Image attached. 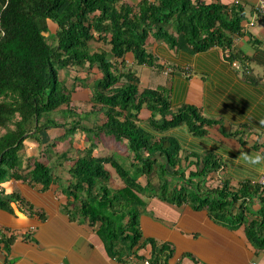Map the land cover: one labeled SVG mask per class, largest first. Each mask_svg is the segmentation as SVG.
<instances>
[{
  "label": "trees",
  "instance_id": "16d2710c",
  "mask_svg": "<svg viewBox=\"0 0 264 264\" xmlns=\"http://www.w3.org/2000/svg\"><path fill=\"white\" fill-rule=\"evenodd\" d=\"M245 24L239 6L215 0H145L137 5L125 0H0V209L12 212L11 204L19 202L34 214L19 194H5L1 184L10 178L44 189L59 183L68 198L65 213L70 220L95 227L111 259L122 264H130L131 258L145 260L140 252L149 248L146 260L165 264L170 247L145 238L141 231L145 197L156 196L177 206L207 210L229 229L245 225L252 246L264 252V187L245 182L233 189L227 181L207 186V176L222 169L219 159L210 153L195 155L192 163L189 156H180L174 138L163 135L186 126L202 137L206 128L218 124L212 116L237 124L236 131L224 133L228 137L254 128L264 134V87L244 70L245 58L234 47L235 38L245 34ZM150 38L168 48L158 50L159 55L178 60L170 64L169 87H143L137 75V67L167 68L148 50ZM76 68L89 73L96 69L100 75L89 89L92 110L77 120L72 93L60 77L61 71ZM193 74L207 84L201 108L185 103ZM143 109L150 112L146 122L140 118ZM50 113L66 121L60 123L48 117ZM99 114L103 122L83 125ZM56 128H63L66 137L78 131L86 134L89 147L73 159L69 150L57 153L53 167L40 156L23 170L20 151L25 142L41 143V134ZM101 135L127 146L129 169L114 154H95ZM68 161L70 179L60 182L53 170ZM106 165L123 181L122 188L111 186ZM141 177H146L145 184ZM256 198L258 210L252 208ZM15 237L4 231L0 246L8 249Z\"/></svg>",
  "mask_w": 264,
  "mask_h": 264
},
{
  "label": "crops",
  "instance_id": "0c3cea01",
  "mask_svg": "<svg viewBox=\"0 0 264 264\" xmlns=\"http://www.w3.org/2000/svg\"><path fill=\"white\" fill-rule=\"evenodd\" d=\"M125 1L137 5L145 0ZM146 1L156 2L158 0ZM209 1L211 0H204V2ZM215 1L227 6H239L244 12L245 34L235 38L234 47L245 58L244 70L247 68L249 73L256 76L264 87V21L256 20L255 16L259 0ZM253 21L255 22L254 26L250 25ZM148 50L154 53H157L158 50L169 51L166 45L153 38L148 41ZM170 52L172 53V51ZM156 55L158 64H165L167 69L171 62L178 61L173 55H159L158 53ZM137 70L143 87H169L171 84V74L165 83L155 79L157 70H159L157 67H137ZM91 72L97 73L95 78L100 76L96 69ZM86 75L88 74H82L84 77ZM61 80L65 84L73 83L67 79ZM71 80L75 81L76 79ZM88 80L94 81L95 79H81L80 82L86 86L89 83ZM206 86L207 84L200 75L193 74L186 92L185 103L199 108L203 107L207 96ZM89 89L88 86H76L74 91L70 90L72 99L77 98L80 94L89 97ZM149 116L150 112L147 109L141 111L140 118L144 122ZM212 117L217 119L218 124L206 128L207 134L202 137L192 135L186 126L170 128L163 135L174 138L181 147L180 156H189L192 163L197 160L195 155L203 156L210 153L219 159L223 164L222 169L218 173L213 172L207 176V186H220L221 182L227 181L233 189H237L240 184L245 182L258 183L264 174L263 132L257 128L243 129L238 137H228L224 133L236 131L237 124H231L221 119L220 116ZM46 134L51 139V144L48 143L44 147ZM78 134L84 135L82 139ZM66 138L65 130L56 128L43 132L41 143L32 139L26 141L24 153H27V158L23 159L22 169H25L27 163L32 165L36 158L39 159L41 151L44 155L46 150L53 145L59 149L61 145L65 148L63 151L59 149L53 151L49 154L50 158L51 155H57V153L69 149H71L69 152L74 148L82 151L90 145L86 134L79 131ZM96 145V155L109 156L100 155L97 152L104 145L101 139L96 140ZM46 155L48 156V154ZM77 157L70 156L71 159ZM43 158H46L45 155ZM71 165L72 162L68 161L63 168L58 169L59 173L53 171L54 177L60 178V182L69 180L70 176L66 169ZM106 168L111 170L108 165ZM110 172H112L111 186L117 189L122 188L123 181L115 171ZM26 173L27 170L23 174ZM60 186L59 183H56L50 188L44 189L42 185H31L28 182L12 178L1 184L6 195L19 194L25 202L33 207L34 214L25 211L19 202L11 204L12 212L0 209V236L4 234V231L14 233L16 236L8 249L3 245L0 246V264H122L108 256L95 227L86 221L70 220L64 211L68 198L62 193V186ZM145 202L146 210L140 221L141 231L145 238L153 239L157 243H165L170 247L172 254L165 264H264V252L257 251L252 246L246 236L245 225L229 229L223 223L212 219L207 210L196 211L188 204L177 206L162 201L156 196L145 197ZM259 207V200L256 198L252 202V208L258 210ZM140 253L145 256V260L131 258L130 264H150L147 261L150 258V249Z\"/></svg>",
  "mask_w": 264,
  "mask_h": 264
},
{
  "label": "rangeland",
  "instance_id": "374dc122",
  "mask_svg": "<svg viewBox=\"0 0 264 264\" xmlns=\"http://www.w3.org/2000/svg\"><path fill=\"white\" fill-rule=\"evenodd\" d=\"M51 28H52V31H55L54 26H52ZM101 46L105 50H107V51L109 50V46L106 45L105 43L103 45L101 44ZM82 72L84 74L86 73L88 75H86L84 77V76H82V74H83ZM96 74L97 73H94V72H90L89 73L87 71H82V70H79V69L76 68V69H68V70L61 71L60 77H61V79H67L68 81H73V83H68L66 85H67L69 90L74 91L76 89V86L77 87H86V86L91 87V85L93 83V80H91V81L88 80L89 83L86 84V86H85V84L81 83L80 81H81V79H96L94 77ZM169 77H170V71L167 68H164L163 71L157 70V73L155 75V79H157V81L162 82V83H165L166 79H168ZM71 79H76V80L79 81V83H76L78 81H76V80L74 81V80H71ZM71 105L73 106L74 110H76L77 113H78V114L74 113V117H75L74 119L77 120L80 117L79 114H86V113L89 114L90 113V111L92 110L93 103H92L91 100H89V97H85V96L80 94V95H78L77 98H74V99L71 100ZM87 110H90V111H87ZM59 113H50L48 115V117L56 118L58 121H60V123H62L61 121H64V120L66 121L65 117H63V115H60ZM68 116H71V115L69 114V115H67V117ZM68 119H69L68 121L73 120V116L69 117ZM104 119H105V117L102 114L91 115L83 122V125H85L87 127H91L94 124H96V122H99V123L103 122ZM79 135L80 134H78V136ZM69 136L67 138H69ZM80 136H81V139H82V136H84V135L81 134ZM44 137H45V139H44V144H45L44 147H45V146H47L48 143L51 144L50 143L51 139L49 138V136L47 134ZM99 139H101L103 141V144H104V145H102L103 148H101V149L99 148L98 151H97L100 155H111V154H114L116 159L120 163L124 164L125 167L128 168V169L130 168V160H129V157H127V153H129V152H128L127 146L124 143H120V142L116 141L113 137L105 136V135H101ZM27 142H28V140H27ZM55 144L57 146V143H55ZM65 144H67V143H65ZM25 145H26V142H25ZM25 145L23 146L22 150L20 151V155L22 157V159H21L22 161H23V159L26 160V158H27V153L26 154L24 153V151L26 150V146ZM80 145H81V143H80ZM64 148L65 147L62 146V145L60 146V149L55 147V146L54 147L51 146L50 148H48V150H46L47 151L46 154H48V156L46 154H44L46 159L43 158L42 161H44L46 163H49L53 167L56 164L57 156L55 154L51 155V158L49 159L48 158L49 154L52 153L55 150L58 151V149L60 151H63ZM70 150L71 149H69V151ZM83 150L81 151V149H75L74 148L70 152V156H73V157L79 156L83 152ZM44 155H42L41 152L39 153V157L41 156V158L44 157ZM108 168L111 169L110 171H114L111 168V166H109V165H108ZM53 171L55 173H59L60 172V170H58L57 168H54ZM110 173H112V172H110ZM158 180L159 179L157 177L152 178V182L154 183V185L158 184ZM140 182L142 184H145L146 183V177H142L140 179Z\"/></svg>",
  "mask_w": 264,
  "mask_h": 264
},
{
  "label": "built area",
  "instance_id": "2783aa9c",
  "mask_svg": "<svg viewBox=\"0 0 264 264\" xmlns=\"http://www.w3.org/2000/svg\"><path fill=\"white\" fill-rule=\"evenodd\" d=\"M255 13L257 19L264 21V0H259ZM250 25H253V22ZM258 184L264 187V174L260 177Z\"/></svg>",
  "mask_w": 264,
  "mask_h": 264
}]
</instances>
